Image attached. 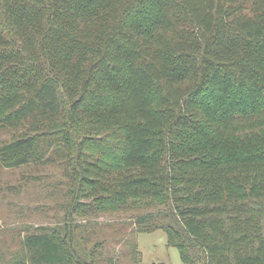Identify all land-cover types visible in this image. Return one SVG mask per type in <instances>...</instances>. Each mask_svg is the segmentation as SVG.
<instances>
[{
    "label": "trees",
    "instance_id": "1",
    "mask_svg": "<svg viewBox=\"0 0 264 264\" xmlns=\"http://www.w3.org/2000/svg\"><path fill=\"white\" fill-rule=\"evenodd\" d=\"M0 129L2 166L67 181L6 264H135L155 229L185 264H264V0H0Z\"/></svg>",
    "mask_w": 264,
    "mask_h": 264
},
{
    "label": "rangeland",
    "instance_id": "2",
    "mask_svg": "<svg viewBox=\"0 0 264 264\" xmlns=\"http://www.w3.org/2000/svg\"><path fill=\"white\" fill-rule=\"evenodd\" d=\"M12 133L8 129H0V145L9 142ZM66 183L62 167L56 163L18 168H7L0 164V264H6L10 256L19 251L20 239L27 230L62 223L67 205L64 195ZM134 214L136 211L105 213L88 218L94 225L97 224V230L87 245L102 237L111 240L112 236H130L129 232L133 229L131 216ZM75 218L85 222V219H80L82 217H78L79 220ZM135 242L139 252V260L135 264H185L178 249L167 243L162 229L140 231L135 234ZM118 264L128 262L124 259L119 260Z\"/></svg>",
    "mask_w": 264,
    "mask_h": 264
}]
</instances>
